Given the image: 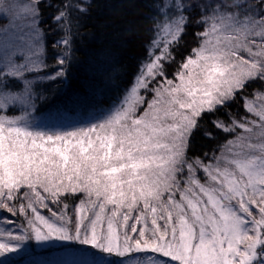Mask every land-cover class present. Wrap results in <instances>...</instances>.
Wrapping results in <instances>:
<instances>
[{"label": "snow or ice", "instance_id": "snow-or-ice-1", "mask_svg": "<svg viewBox=\"0 0 264 264\" xmlns=\"http://www.w3.org/2000/svg\"><path fill=\"white\" fill-rule=\"evenodd\" d=\"M43 3L0 0V212L11 217L0 216V264L30 243L59 245L52 264H264V94L243 95L264 84V0H149L136 72L120 88L126 73L99 53L97 94H118L64 130H42L34 113L68 78L71 10L85 9H57L50 65ZM189 27L198 46L168 78ZM238 99L240 118L215 116ZM206 115L226 138L191 153Z\"/></svg>", "mask_w": 264, "mask_h": 264}, {"label": "trees", "instance_id": "trees-1", "mask_svg": "<svg viewBox=\"0 0 264 264\" xmlns=\"http://www.w3.org/2000/svg\"><path fill=\"white\" fill-rule=\"evenodd\" d=\"M147 2L149 0H45V3L41 4L43 12L41 29L46 33V59L50 65H53L56 59L53 41L61 35L58 31L59 26L54 21V15H59L57 9H62L64 4L69 3L76 8L85 9L83 14L71 10L74 53L68 78L62 83L56 82L47 86L50 93L54 94H50L34 113L42 130L72 129L87 124L100 111L107 108L112 97L118 94V89L108 88L104 90L102 98L97 94L96 85L99 81L98 78H94L93 72L106 70L109 66L97 59L99 53H107L111 57L115 72L126 73L117 81L120 88L132 78L138 63L145 57L144 30L135 26L147 25L148 21L144 17L151 14L149 9L144 7ZM47 3H51L53 7H46ZM130 26L132 30L127 31ZM135 31H139L140 35L133 34ZM195 31L197 29L194 27L187 28L179 48L174 53L175 60L166 65L168 78H172L179 70L190 50L198 46V42L194 39ZM52 70V68L48 69V71ZM257 94H264V84L260 82L250 84L243 93L249 99H256ZM225 112H228L229 116H225ZM243 114L238 99L228 108H221L215 116L227 122L230 117L238 119ZM212 119L211 115L204 116L201 127L192 136L191 153L202 154L225 140V135L212 127L210 123ZM206 129L215 134V139H206L202 135ZM65 202L69 203V211H72V205L77 201L69 198ZM43 214L48 215L46 210ZM0 216H9V214L0 212ZM16 219L18 223L23 222L21 218ZM62 258L59 245L41 249L35 243H30L25 245L23 251L10 254L7 257V264H52Z\"/></svg>", "mask_w": 264, "mask_h": 264}, {"label": "rangeland", "instance_id": "rangeland-1", "mask_svg": "<svg viewBox=\"0 0 264 264\" xmlns=\"http://www.w3.org/2000/svg\"><path fill=\"white\" fill-rule=\"evenodd\" d=\"M3 21H0V23H2ZM139 255H143V254H139Z\"/></svg>", "mask_w": 264, "mask_h": 264}]
</instances>
